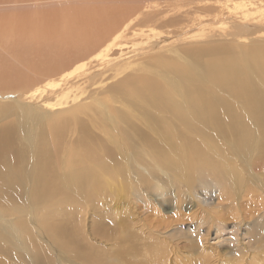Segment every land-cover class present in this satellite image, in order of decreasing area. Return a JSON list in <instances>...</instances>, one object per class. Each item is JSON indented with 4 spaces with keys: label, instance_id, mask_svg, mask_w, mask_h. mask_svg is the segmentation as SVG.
I'll return each mask as SVG.
<instances>
[{
    "label": "rangeland",
    "instance_id": "rangeland-1",
    "mask_svg": "<svg viewBox=\"0 0 264 264\" xmlns=\"http://www.w3.org/2000/svg\"><path fill=\"white\" fill-rule=\"evenodd\" d=\"M157 3V0H0V84L3 87L0 110L13 104V97L20 98L25 92L55 81L63 72L86 62L115 36H119L115 40L118 47L112 52L125 53L144 46L145 34L171 37L186 33L190 27L191 33L204 27L213 34L230 28L232 23V18L226 14L217 16V12L197 10L190 12L189 16L194 18L191 23L187 24L185 19L181 23L183 30L180 25L161 27L144 17L156 15L155 20L163 17ZM234 3H242L247 8L257 6L264 11V0L212 1L213 6L221 8ZM132 5H138L144 14L120 34L122 26L137 16L125 14ZM174 12L184 15L186 10L170 14ZM18 21H22L20 24L29 22L33 28L20 29ZM231 54L239 65L245 66L248 62L252 77L262 80L260 88L264 92V73L256 69L250 58ZM63 66L68 67L58 71ZM73 80L72 77L69 82ZM128 87L115 92L91 87L87 107L80 103V110L69 116V144L55 143L52 161L45 162L53 180L48 186L38 187L34 220L29 215L27 186L22 187L21 195H11L10 199L0 196V207L4 210L0 218V264H261L257 261L260 256L264 262V222L248 223L237 229L233 226L236 222L228 220L223 227L211 232L208 242L200 237L206 228L199 225L204 216L198 213L196 201L186 193L184 181L198 184L206 179L216 180L214 170L206 178L197 174L195 167L190 169L189 179L180 178L183 172L176 166L170 145L153 134L141 118L138 126L126 129L125 133L110 127L112 124L104 118L105 106L111 107L106 110L111 119L115 121L120 117L127 122L131 117L127 108L134 103L133 106L140 107V111L148 114L143 116L154 123L155 119L150 116L154 113L151 104L167 100L154 96L144 81ZM57 92L54 91L55 95ZM201 100L204 103L202 95ZM96 101L101 104L94 103ZM115 107L120 108L119 113ZM11 118L0 112V125ZM138 127L142 135L133 133ZM15 136L14 146L25 150L20 132ZM124 150L130 151L129 156H135L129 163L123 157ZM24 155L25 166L30 167L31 157ZM65 158L67 162L63 164ZM190 158L194 160V155ZM75 169L96 176L95 187L84 192L87 195L65 184L70 181L66 175H75ZM119 174H123L122 194L118 192L119 182L115 178ZM261 179V197L257 198L260 202L264 195V173ZM217 193L213 190L211 195ZM122 195L140 203L141 208L135 212L128 200L120 199ZM247 199H243V209H246L244 201ZM230 210L213 205L211 213L226 220L232 213ZM133 219L160 229L170 227L166 235L163 232L146 234L137 229L138 224H131ZM87 228L93 230L96 238L84 233Z\"/></svg>",
    "mask_w": 264,
    "mask_h": 264
},
{
    "label": "bare ground",
    "instance_id": "bare-ground-1",
    "mask_svg": "<svg viewBox=\"0 0 264 264\" xmlns=\"http://www.w3.org/2000/svg\"><path fill=\"white\" fill-rule=\"evenodd\" d=\"M157 1V9L163 17L158 20H155L156 15L144 17L157 22L161 27L180 25L183 30L181 23L184 19L187 24L191 23L194 18L189 16L190 12L197 10L217 12V16L226 14L232 18V23L230 28L219 29L213 34L206 32L204 27L192 33L190 27L186 33L171 37L150 32L151 34L144 35L147 38L144 46L125 53L112 52L113 48L118 47L115 40L119 36H115L86 62L63 72L55 81L25 92L20 98L13 97V104L0 110L4 115L13 117L8 123L4 120L0 125V196L10 199L11 195H21L19 192L22 187L27 186L26 197L31 219L34 220L38 187L48 186L53 180V176L47 173L45 162L52 161L55 143L68 146V131L71 126L69 116L80 110V103L87 107L90 102L89 88L115 92L144 81L154 96L167 98L165 103L151 104L154 113L150 116L155 119L154 123L145 118L143 115L148 114L140 111V107H134V103L127 108L131 116L127 122L120 117H116L115 121L111 119L106 111L111 110L109 106L104 107V118L112 124V129L122 133L138 126L141 118L153 134L170 145L176 156V166L183 172L180 178L189 179L187 175L195 167L198 169L197 174L206 178L211 176L212 170L215 171L216 180L206 179L198 184L184 181L186 193L196 201L198 213L204 216L199 225L206 228L200 237L206 242L211 232L223 227L228 220L235 221L233 226L237 229H242L248 223L264 222V195L262 202L257 200L261 197V175L264 173L262 80L252 77L248 62L245 66L239 65L231 54L239 53L250 58L256 64V69L264 73V11L252 4L247 8L242 3H234L231 7H215L213 0ZM181 9L186 10L184 15H177L179 13L175 12L170 14L171 11ZM140 10L138 5L128 8L125 14L137 16L135 20L122 26L120 34L133 21L142 17L144 13ZM112 20L116 22V18L113 17ZM22 21H18V28H33L28 25L29 22L20 24ZM67 67L63 66L58 71ZM72 77L74 80L70 83ZM81 82L86 85L81 87ZM262 87L264 89V84ZM2 89L0 84V91ZM48 90L52 93L48 94ZM56 90L59 92L55 95ZM124 94L129 96L128 91ZM113 102L117 104L115 99ZM94 103L101 104L99 101ZM115 110L120 112L119 107H115ZM18 131L22 135L19 137L25 144V150L14 146ZM133 133L142 135L143 131L138 127L133 129ZM24 154L31 157L30 167L25 166ZM192 154L194 160L190 158ZM129 155L130 151L124 150L123 157L127 163L135 157ZM66 162L65 158L63 164ZM211 167L213 168L208 170ZM74 174L66 175L70 179L65 183L67 188L87 195L84 192L95 187L96 176L82 169H75ZM115 178L119 182V192L123 174ZM213 190L224 196L218 193L211 195ZM122 193L120 191L119 194ZM173 196L177 198L176 193ZM244 198H248L244 201L246 209L242 208ZM120 199L128 200L135 212L141 208L140 203H134L123 195ZM213 205L225 206L232 213L224 220L211 213ZM253 207L255 210H252ZM3 211L0 207V218ZM248 219L251 221L248 222ZM135 221L137 220L133 219L131 224H138L137 229L146 234L163 232L166 235V229L170 227L160 229L152 224L141 221L134 223ZM84 233L92 239L96 238L93 230L87 228ZM257 261L264 264L261 256Z\"/></svg>",
    "mask_w": 264,
    "mask_h": 264
}]
</instances>
